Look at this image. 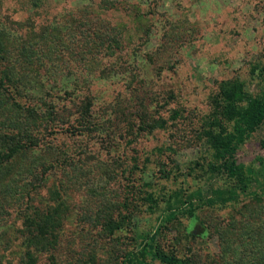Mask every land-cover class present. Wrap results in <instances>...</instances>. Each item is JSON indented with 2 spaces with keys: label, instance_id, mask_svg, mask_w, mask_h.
I'll return each mask as SVG.
<instances>
[{
  "label": "rangeland",
  "instance_id": "rangeland-1",
  "mask_svg": "<svg viewBox=\"0 0 264 264\" xmlns=\"http://www.w3.org/2000/svg\"><path fill=\"white\" fill-rule=\"evenodd\" d=\"M46 26L82 51L61 91L12 62ZM0 49V155L36 142L0 160V264H121L162 211V251L264 264V128L242 154L245 190L207 170L200 136L220 81L264 89V0H0Z\"/></svg>",
  "mask_w": 264,
  "mask_h": 264
},
{
  "label": "trees",
  "instance_id": "trees-1",
  "mask_svg": "<svg viewBox=\"0 0 264 264\" xmlns=\"http://www.w3.org/2000/svg\"><path fill=\"white\" fill-rule=\"evenodd\" d=\"M44 31V35L36 37L32 42H26L25 47L18 51L17 58L12 62L16 63L19 70L32 73L34 78L45 79L47 76L50 79L51 77L54 90L61 91L67 83L66 80H69V76L72 74L68 70L63 71L64 67L67 68L65 63H75L78 59H82V51L80 46H71L70 41L63 42L64 39L61 36L52 34L49 26H46ZM1 51L0 49V53H2ZM4 60L6 58L0 54V62ZM22 63L29 65L30 68L23 67ZM13 70L16 69L13 68ZM256 70L258 71L256 76L264 79V65L253 69L252 74ZM209 105L210 110L203 120L200 135L204 140L207 155L206 168L210 173L225 175L233 181L237 189L245 190L248 181V168L242 160V154L246 145L253 140L254 134L264 128V89L256 94H251L246 89L244 82L238 79L222 80L217 84V91L210 97ZM177 115L178 112H173L171 118H175ZM158 125L164 129L166 121L161 120ZM30 132H26V135L29 136L27 144H22L21 138L19 139L21 144L12 146L10 143L9 156L0 155L1 162L12 157L13 153L18 150L36 145L34 138L30 137ZM22 133L25 134L23 130ZM255 142L260 149L264 150V136L256 138ZM163 151L160 147L152 150L144 159L142 169L151 171L152 157L161 155ZM257 159L260 162L264 161V158ZM168 175V173H163V178H167ZM155 186L154 182L143 183L145 189L142 202L150 214L159 210V197L153 190ZM185 211L190 216L194 214L193 208H188ZM174 217V212L162 211L158 216L160 222L156 226L144 234L136 233V249L127 253L121 264H154V262L188 264L185 260L164 252L157 246L161 223Z\"/></svg>",
  "mask_w": 264,
  "mask_h": 264
}]
</instances>
